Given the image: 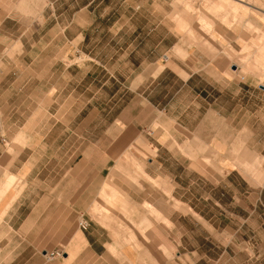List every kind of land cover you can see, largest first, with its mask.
Masks as SVG:
<instances>
[{"label":"crops","instance_id":"0c3cea01","mask_svg":"<svg viewBox=\"0 0 264 264\" xmlns=\"http://www.w3.org/2000/svg\"><path fill=\"white\" fill-rule=\"evenodd\" d=\"M63 2L75 5L71 19L76 20L80 14L89 12L90 5H94L91 11L94 15L96 5L105 1L0 0V38L6 40V44L17 41L20 50L29 51L25 45L32 46L42 40L41 37L32 40L31 35L44 28L47 8L49 15L57 20L63 12L54 7ZM249 5L246 0H217L215 4L217 9H230L236 22L245 26L249 23ZM178 24L186 29L187 16L180 15ZM47 44V40L43 41L38 50H47ZM135 50L136 47L130 51ZM3 51L0 46V52ZM252 55L257 62L255 68H263L264 42L254 48ZM162 56L161 65L157 60L145 59L134 65L136 85L130 91L133 94L129 102L114 113L102 108L101 125L96 123L100 112L97 108L88 109L86 118L79 124L80 109L63 108L57 100L64 90L60 85L63 75L72 79L82 73L90 81L86 89L94 95L93 84L100 76L96 70L99 67L105 70L104 61H83L66 67L70 70L67 72L56 61H39L36 65L29 61L23 63L22 70L13 69L10 75L0 76V160L10 162L9 179L17 177L23 181L24 195L32 197L22 209L29 213L20 215V207L10 202L9 181L5 180L0 189V200L8 195L9 234L3 242L7 251L2 253L8 260L5 264H45L43 260L57 258L55 252L60 249L56 246L66 239L62 219L68 211L72 228L74 218L84 236L83 239L77 234V238L84 241L83 251L75 258L87 259L93 264L95 260L97 264H264V187H234L231 189L234 201L230 203L188 204L182 209L155 200H151V209L138 204L133 225H128L135 228L134 241L111 237L99 223L92 222L86 230L78 225L81 217L88 220L85 211L93 202L94 173L106 180L111 168L126 163L123 156L131 144L139 142L145 146L148 143L154 149L152 156L130 155L135 163L143 165L144 179L167 178L175 182L176 175L165 171L164 167L173 162L172 157L163 154L173 142L199 140L217 155H225L230 143L239 137L238 124L234 127L232 124L230 137L224 134L222 106L224 97L240 99L237 66L222 58L178 61L168 60L165 54ZM57 63L59 67L54 66ZM143 63L151 65L153 72L159 69L144 73ZM137 68H140L138 72ZM223 84H234L238 90L228 95L221 87ZM242 84L247 89L246 94L253 96V80ZM257 86L264 91V86ZM76 91L75 87L69 89L70 93ZM239 112L238 102H235L231 114L238 116ZM16 117H22L21 122L17 123ZM15 137L22 138L23 146L17 152L13 147L8 153L3 142H11ZM20 157L21 165L11 168ZM62 167L68 173L66 179L70 180L66 188L59 185L64 174ZM80 180L86 182V188L81 190ZM105 180L99 194L103 201L115 206L122 194L108 188ZM142 182L150 185L146 180ZM149 193L165 199L152 183L145 187L141 197ZM171 195L175 198L174 188ZM91 210L102 215L100 221L112 219L103 205H94ZM152 211L161 218L150 214ZM48 244L55 246L49 249Z\"/></svg>","mask_w":264,"mask_h":264},{"label":"rangeland","instance_id":"374dc122","mask_svg":"<svg viewBox=\"0 0 264 264\" xmlns=\"http://www.w3.org/2000/svg\"><path fill=\"white\" fill-rule=\"evenodd\" d=\"M104 1L96 5L94 15L91 14L94 5H90L89 12L80 14L76 20L71 19V9H74V4L63 2L54 7L63 12L62 17L57 20L49 15L50 10L47 8V20L44 21L42 31H31L32 40L36 41L39 37L42 40L32 46L25 45L26 48H30L27 52L20 50L17 41L6 44V40L0 38V46L4 49L0 52V76L10 75L13 69L22 70L23 63L29 61L33 65L39 61H56L63 65L65 72L70 71L66 67L83 61H104L107 63L105 70L100 67L96 70L100 72V76L96 77L93 84L96 90L94 95L86 89L90 81L86 76L83 77L82 73L76 74L72 79L63 75L60 85L64 86V90L57 100L58 105L63 108L80 109L79 124L86 118L85 113L88 109L97 108L100 112L96 115V123L101 125L104 118L102 108L114 113L129 102L133 94L130 91L136 85V80L133 79L134 65L139 61L157 60L158 65H161L164 57L162 54H165L168 60L178 61L190 58L208 60L222 58L228 64L237 66L236 73L240 88L239 101L230 100L229 97H224L222 101L223 131L230 137L232 124L233 127L238 124L239 137L232 144L230 143L225 155H217L199 140L173 142L168 147V152L165 150L163 154L172 157L173 162L165 164L164 167L165 171L176 175L175 182L167 178L157 181L144 179L143 165L135 163L130 155L134 156L137 153L144 157L152 156L155 154L154 149L148 143L145 146H141L139 142H136V145L131 144L127 149L128 152L123 156L126 163L116 164L111 168L106 180L97 172L94 173L95 193L92 206H105L108 209L107 212L112 215V219L100 221L99 217L102 215H98V211L95 210L93 213L91 206L85 211L89 224L99 223L105 227L111 237L123 239L127 237L128 241H134L135 228L128 225L129 223L133 225L132 221L138 214L136 212L138 204L151 209L150 204L155 200L182 209L187 208L188 204L230 203L234 201L231 191L234 187L240 189L264 187V91L257 86V84L264 86V67L255 68L257 62L252 55L254 48L264 42V12L262 11L264 0H246L251 7V11L247 14L249 23H246V26L236 22V17L230 14V9H217L215 6L217 0ZM180 15L187 16L186 29L178 24ZM61 29L63 31H60ZM46 40L49 42L47 50L39 51L38 48H41L42 42ZM134 47L136 50L130 51ZM58 63L54 66L59 67ZM158 69L155 68L154 72ZM136 70L138 72L140 68ZM150 71L154 73L151 65L147 66L143 63V72ZM248 79H252L255 85V88L251 89L254 90L253 96L246 94L247 89L242 84ZM71 87H75L77 91L70 93ZM221 87L228 95L238 90L234 84H223ZM174 100L172 103L175 105ZM235 102L239 105L238 116L231 114V107ZM21 118L16 117L18 119L16 122H21ZM81 130L80 125V135ZM3 143L8 153L13 147L17 152L23 146L21 137H15L11 142ZM21 158L10 167H19ZM6 160H0V189L3 182L8 180L11 204L20 207L18 214L26 215L29 212L22 209L30 203L32 197L24 195L23 181L17 177L9 179L12 173L8 171L10 162ZM62 168L64 174L59 185L66 188L69 187L70 180L66 179L68 173L65 172L64 167ZM104 180L108 188L116 189L122 194L119 197L120 200L115 202V206L107 204L99 194V188ZM142 180L148 181L150 185L152 183L161 194H164L165 199L159 196L157 198L150 193L147 197H141L145 187L150 186L145 185ZM79 188L80 190L86 188V182L80 180ZM173 188L175 198L171 195ZM7 203L8 195L6 194L0 200V264L8 262L4 258L6 256L2 254L7 251L3 242L9 234ZM69 213V211L65 213L62 219L63 237L66 236V239L56 246L63 253L57 258L43 260L45 264H93V261L75 258L83 251L84 240L77 238L78 233L82 236L83 233L78 229L77 220L74 218L75 224L72 228V218ZM151 213L161 218L156 212ZM54 246L47 245L49 249H53ZM21 262L16 261V263ZM95 263L97 264L96 260Z\"/></svg>","mask_w":264,"mask_h":264},{"label":"built area","instance_id":"2783aa9c","mask_svg":"<svg viewBox=\"0 0 264 264\" xmlns=\"http://www.w3.org/2000/svg\"><path fill=\"white\" fill-rule=\"evenodd\" d=\"M78 225H79L80 229L86 230L88 228V226H89V221L86 218L81 217L80 220H79V222H78ZM61 254H62V251L61 250H57L55 252V255H58L59 256Z\"/></svg>","mask_w":264,"mask_h":264}]
</instances>
